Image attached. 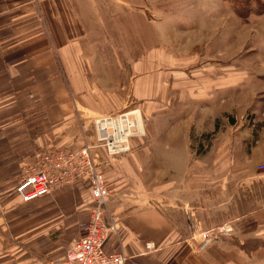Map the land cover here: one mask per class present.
Instances as JSON below:
<instances>
[{
    "label": "crops",
    "instance_id": "obj_1",
    "mask_svg": "<svg viewBox=\"0 0 264 264\" xmlns=\"http://www.w3.org/2000/svg\"><path fill=\"white\" fill-rule=\"evenodd\" d=\"M145 3L149 7L151 0H0V264H43L49 258H62L72 238L80 234L91 205L86 184L59 188L28 203H21L13 189L39 152L79 147L82 136L90 135L93 117L115 109L113 104L103 107L100 103L103 97L111 100L114 96L108 98L90 87L88 71L92 74L91 66L96 65L91 54L100 48L98 34L118 33L112 30L116 26L112 20L120 18L121 9L137 7L142 17ZM149 66H155L150 53L130 65L129 86L140 98L152 96L163 79L160 71L143 74L140 68ZM182 80L177 84L182 82L185 88L180 87L177 96L192 102L190 95L196 94L197 100L213 106V93L203 87L194 91V81ZM169 115L162 113L165 120ZM250 118L254 132H238L236 137L250 154L249 166L234 176L250 178L246 191L254 187L253 164L264 161V153L255 150L251 161L253 147L264 146V124ZM182 119L179 114L176 122ZM259 127L260 137L255 133ZM93 151L105 182L116 192L108 205L121 227L120 235L109 237L104 248L123 250L124 264H264V203L256 207L249 203L243 215L251 217L252 231L235 230L231 225L229 234L217 235L208 248L197 252L192 249L195 242L190 232L168 215L177 210L172 208L176 198L159 195L162 204L156 205L136 188L123 193L125 182L120 175L125 159L110 161L102 148ZM145 242H153L155 249L144 251Z\"/></svg>",
    "mask_w": 264,
    "mask_h": 264
},
{
    "label": "rangeland",
    "instance_id": "obj_2",
    "mask_svg": "<svg viewBox=\"0 0 264 264\" xmlns=\"http://www.w3.org/2000/svg\"><path fill=\"white\" fill-rule=\"evenodd\" d=\"M134 8L121 9L120 18L112 20L117 34H98L100 48L91 54L96 65L91 66L92 74L88 71L92 90L97 87L103 96L115 97H103V107L113 104L111 113L139 108L143 116V133L131 140L130 153L109 158L125 159L123 193L136 188L156 205L162 204L159 195L176 198L172 208L177 210L168 215L190 236L222 223L252 231L251 217L243 215L249 203H264V173L257 168L264 161L253 164L254 187L244 190L250 178L234 176L249 166L250 154L236 137L238 132H254L252 116L264 124V0H151L142 17ZM247 10L251 12L242 15ZM258 10L261 13H255ZM146 53L155 66L140 69L150 75L160 71L164 83L158 80L156 92L140 98L129 86L130 65ZM180 78L194 81V91L203 87L213 93V106L197 100L196 94L191 93L192 102L177 96L180 87L185 88L177 84ZM227 79L230 82L220 87ZM165 112H170L167 120L162 117ZM179 114L183 119L176 122ZM255 133L260 137V127ZM254 150L264 153V146L253 147L251 161ZM109 187L111 202L117 195ZM87 215L89 211L83 223ZM75 235L72 226L71 236Z\"/></svg>",
    "mask_w": 264,
    "mask_h": 264
},
{
    "label": "built area",
    "instance_id": "obj_3",
    "mask_svg": "<svg viewBox=\"0 0 264 264\" xmlns=\"http://www.w3.org/2000/svg\"><path fill=\"white\" fill-rule=\"evenodd\" d=\"M91 130L89 136H82L77 148L63 146L39 152L13 189L21 203H28L64 186L75 183L87 186L91 205L80 234L72 238L62 258L46 259L43 264H124L127 258L121 249L104 248L109 237L120 235L121 227L118 216L109 211L111 189L98 168L97 152L93 149L102 148L109 158L129 152L131 140L143 133L142 113L139 108H132L98 115L92 119ZM257 168L264 173V163L257 164ZM231 231L229 223L197 231L195 236L191 235L194 241L198 237L192 246L201 252L217 235ZM143 248L147 252L155 249V244L145 242Z\"/></svg>",
    "mask_w": 264,
    "mask_h": 264
},
{
    "label": "trees",
    "instance_id": "obj_4",
    "mask_svg": "<svg viewBox=\"0 0 264 264\" xmlns=\"http://www.w3.org/2000/svg\"><path fill=\"white\" fill-rule=\"evenodd\" d=\"M247 1H248V0H247ZM256 1H257V0H256ZM259 1H260V0H259ZM260 11H261V10H258V11L255 12V13H258V12L261 13ZM249 12H251V10H247V11L245 12V14H242V15H246V14L249 13Z\"/></svg>",
    "mask_w": 264,
    "mask_h": 264
}]
</instances>
